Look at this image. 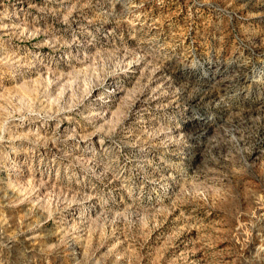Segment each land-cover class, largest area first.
<instances>
[{
    "label": "rangeland",
    "instance_id": "374dc122",
    "mask_svg": "<svg viewBox=\"0 0 264 264\" xmlns=\"http://www.w3.org/2000/svg\"><path fill=\"white\" fill-rule=\"evenodd\" d=\"M0 264H264V0H0Z\"/></svg>",
    "mask_w": 264,
    "mask_h": 264
}]
</instances>
